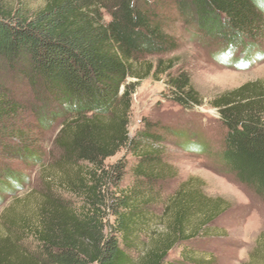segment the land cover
Instances as JSON below:
<instances>
[{"label": "trees", "instance_id": "1", "mask_svg": "<svg viewBox=\"0 0 264 264\" xmlns=\"http://www.w3.org/2000/svg\"><path fill=\"white\" fill-rule=\"evenodd\" d=\"M168 2L202 45L218 48L217 60L245 69L264 59V0H45L36 13L0 2V59L32 89L41 87L38 124L61 128L59 179H43L31 215L5 219L0 264H218L212 241L231 204L208 196L197 177L166 194L179 177L167 146L201 155L208 144L145 118L130 135L141 81H164L167 100L183 110L204 104L189 73L174 74L176 63L162 58L180 48L167 28ZM210 105L226 131L220 162L264 201V82ZM30 112L28 99L0 82V151L42 167L21 120ZM121 152L130 166L126 157L107 164ZM26 181L6 170L0 207L10 197L26 203L17 197Z\"/></svg>", "mask_w": 264, "mask_h": 264}, {"label": "rangeland", "instance_id": "2", "mask_svg": "<svg viewBox=\"0 0 264 264\" xmlns=\"http://www.w3.org/2000/svg\"><path fill=\"white\" fill-rule=\"evenodd\" d=\"M0 2L9 8L23 7L30 13H36L45 4V0ZM163 9L168 14V31L178 39L180 48L162 58L173 59L176 63L174 74L181 69L189 73L194 88L202 96L204 104L193 110H183L167 100L164 81L152 78L141 81L133 96L130 135L135 134L145 118L170 126L175 131L203 139L208 144L209 153L201 155L186 153L172 144L167 146L166 152L172 165L178 169L179 177L169 184L166 194L173 193L179 184L189 177L201 179L208 196L223 198L231 204V209L218 221L219 234L212 241V250L216 251L218 264H264V259L258 258V251H264V201L253 190L238 182L220 162L219 156L223 151L226 131L220 122L218 110L210 105L215 98L225 92L247 83L264 82V59L245 69L237 68L224 60H217L215 55L218 48L202 45L194 32L178 16L171 3H166ZM23 80L18 72L11 71L6 62L0 59V82L28 99L31 112L21 120L28 125L33 142L37 140L32 146H39L45 164L37 167L16 159L10 153L0 151V178L5 177L6 170H11L23 174L27 180L23 191L17 193L18 199L22 198L26 203L13 202L10 197L0 207V235L5 234L4 222L12 213L21 215L24 212L25 215H31L36 210L44 178L59 179V171L53 168L58 157L54 142L61 129L59 121L47 129L38 124L37 116L44 107L41 87L37 86L34 90ZM124 157L130 166L133 159L125 152L109 159L107 164H114ZM131 181V177L128 176L124 186H129ZM31 195L32 198H29ZM24 206H29V211H22ZM13 207L16 209L11 211ZM178 254L179 251L173 257H177Z\"/></svg>", "mask_w": 264, "mask_h": 264}]
</instances>
